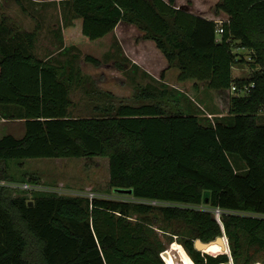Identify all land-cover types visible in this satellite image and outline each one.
<instances>
[{
	"label": "trees",
	"instance_id": "trees-1",
	"mask_svg": "<svg viewBox=\"0 0 264 264\" xmlns=\"http://www.w3.org/2000/svg\"><path fill=\"white\" fill-rule=\"evenodd\" d=\"M58 1L71 12H61L64 48L134 27L164 61L161 87H139L137 103L115 104L111 93L92 88V78L76 65L79 55L61 65L35 55L39 23L25 31L0 20V107H14L17 115L8 120H23L24 130L21 138H0V178L38 184L35 176L22 181L27 175L10 169L24 160L107 159L113 192L132 190L114 192L125 199L89 200L52 193L28 199L0 188V264H167L163 238L142 218L154 211L175 224L171 233L191 264H264V124L258 123L264 109V0H220L215 12L226 16L220 39L217 22L175 0ZM239 48L251 50L253 66L260 67L245 78L232 74ZM83 60L102 64L91 55ZM169 70L176 83L210 92L229 121L203 124L186 113L177 89L165 83ZM246 85L253 86L240 95ZM74 89L93 99L92 114L72 113ZM229 154L243 161V173ZM218 238L222 242L215 243ZM196 240L208 243L205 251L195 248Z\"/></svg>",
	"mask_w": 264,
	"mask_h": 264
},
{
	"label": "rangeland",
	"instance_id": "rangeland-1",
	"mask_svg": "<svg viewBox=\"0 0 264 264\" xmlns=\"http://www.w3.org/2000/svg\"><path fill=\"white\" fill-rule=\"evenodd\" d=\"M21 1L22 6L16 0H0V20L7 18L4 22L5 27L15 26L25 31H32L39 23L40 31L34 49L38 58L54 65H61L68 56L74 53L79 55L76 65L84 75H89L92 78V88L111 93L115 104L119 102L125 104L137 103L135 93L139 87L142 88L148 84L161 87V84L158 83L161 65V67L157 66L156 70L152 72L155 74L154 79L142 73L144 67L140 69L141 56H143L142 59L148 60V58L151 59V55L149 54L148 43L141 41L140 32L134 27L119 26L106 36L98 39V41L81 43L77 45V48L67 49L63 47L60 30L62 27L61 12L65 11L66 16H69L71 14L69 5H65L66 2H59L58 0L47 2L37 0ZM218 2L219 0H175V5L186 7L195 15L213 18L216 11L215 5ZM215 19L216 22H222L226 20V16L222 15ZM4 37L8 39V35L5 33ZM233 53L238 56L232 69L234 77H248L253 70L260 68L258 65L253 66L254 61L251 50L239 48L234 49ZM143 54L148 55L144 56ZM85 55L100 59L101 66L94 67L86 63L83 60ZM115 61L123 64L122 69L115 66ZM175 74L174 70L167 71L165 73V83L167 86L177 89H173V91L180 94L182 107L186 113L195 114L203 124L213 125L218 121H229L228 116L219 112L210 96L211 94L206 93V91L195 93L191 84L180 85L176 83ZM71 100L74 103L71 111L75 116L92 114L91 101L93 99L84 95L82 91L74 89L71 92ZM9 114L17 115L16 109L14 107L8 109L0 107V138L9 133L15 136L21 134V121L8 120ZM258 123L264 124V109L258 115ZM228 156L232 160L235 170L238 173H243L245 171L243 161L236 155L229 154ZM10 167L14 175H27L22 181L30 180L29 177L32 175L36 177L38 184L50 188H62L67 194L91 193L95 197L106 198H120L122 196L114 194L113 189L109 186L107 159L24 160L20 164L12 163ZM17 194L32 199L31 196L26 194ZM124 197L121 198L125 199ZM142 218L147 220L150 227L163 238L166 250L162 255L167 264H191L182 251L183 248L179 244L178 238L171 233L174 223L164 221L157 211L142 216ZM131 219H140V217L137 218L136 215H133ZM169 238H172L171 243L167 241ZM227 264L233 263L230 260Z\"/></svg>",
	"mask_w": 264,
	"mask_h": 264
},
{
	"label": "built area",
	"instance_id": "built-area-1",
	"mask_svg": "<svg viewBox=\"0 0 264 264\" xmlns=\"http://www.w3.org/2000/svg\"><path fill=\"white\" fill-rule=\"evenodd\" d=\"M221 22L218 23V27L216 30V35L218 37V39H220V36L223 32L221 26H220ZM253 85H246L244 86V88L239 91L240 95H245L250 87H252ZM231 91L235 92L236 88L235 87H231ZM0 188H7L9 189L11 192H13L14 194L17 193H23L26 195H31L32 193H52L54 195L57 196H75V197H85L89 200H92L94 198H96L93 194L91 193H85V194H75V195H71V194H67L64 189L62 188H50V187H45L42 186L40 184H32V183H28V182H13V181H9V180H5V179H1L0 178ZM150 204L152 205H168V204H164V203H156V202H150Z\"/></svg>",
	"mask_w": 264,
	"mask_h": 264
},
{
	"label": "crops",
	"instance_id": "crops-1",
	"mask_svg": "<svg viewBox=\"0 0 264 264\" xmlns=\"http://www.w3.org/2000/svg\"><path fill=\"white\" fill-rule=\"evenodd\" d=\"M219 16H222V15L217 14V12H215L213 18L205 17V16L204 17L201 16V17L206 18V19H210V20H214L216 22V19L215 18H217ZM219 22L220 21H218L217 23H219ZM62 33H63V31H62ZM96 41H98V40H96ZM147 46L149 48V52H150L149 54L151 55V59L148 58L149 61L148 60H144V59H142L143 56H141V58H140L141 59V61H140V69H142L141 67H144V70L142 69V73H144L145 75H147V76H149V77H151V78L154 79L155 74L152 73V72L156 70L157 66L158 67L163 66L164 61H163L161 55L158 53V51H156V49H154L153 45H151L150 43H148ZM147 55L148 54H146L144 56H147ZM206 93H207V91H206ZM208 94H211V93L208 92ZM210 96L212 97V94ZM20 121H21V124H22V126H21V134L19 136H15V135L12 134L16 138H21L23 136V133H24V130H23V120H20ZM9 134H11V133H9Z\"/></svg>",
	"mask_w": 264,
	"mask_h": 264
},
{
	"label": "water",
	"instance_id": "water-1",
	"mask_svg": "<svg viewBox=\"0 0 264 264\" xmlns=\"http://www.w3.org/2000/svg\"><path fill=\"white\" fill-rule=\"evenodd\" d=\"M114 192H116V193H118V194H122V195H131L132 194V190L131 189H115L114 190ZM30 204H31V202H30ZM215 219L220 223L221 222V220H220V217H219V219H217L216 218V215H215ZM224 239V238H223ZM225 240V239H224ZM215 243H217V242H222V240H221V238H218V239H216L215 241H214ZM225 242H226V240H225ZM207 244L208 243H202V242H200L199 240H196L195 241V248L197 249V250H200V251H205V248H207ZM226 245H227V243H226ZM162 257H163V255H162ZM227 264V263H226Z\"/></svg>",
	"mask_w": 264,
	"mask_h": 264
},
{
	"label": "bare ground",
	"instance_id": "bare-ground-1",
	"mask_svg": "<svg viewBox=\"0 0 264 264\" xmlns=\"http://www.w3.org/2000/svg\"><path fill=\"white\" fill-rule=\"evenodd\" d=\"M216 214H218V212H216Z\"/></svg>",
	"mask_w": 264,
	"mask_h": 264
}]
</instances>
